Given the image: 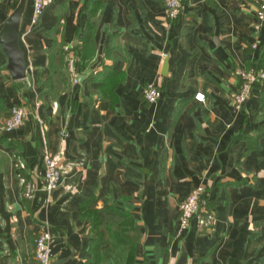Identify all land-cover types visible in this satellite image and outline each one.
<instances>
[{
	"label": "crops",
	"instance_id": "0c3cea01",
	"mask_svg": "<svg viewBox=\"0 0 264 264\" xmlns=\"http://www.w3.org/2000/svg\"><path fill=\"white\" fill-rule=\"evenodd\" d=\"M19 0H0V26ZM252 0H49L20 18L25 77L0 48V264H34L33 239L51 235L55 264H264V81L238 110V68L260 67ZM68 45L71 82L60 56ZM166 61V67L164 62ZM145 83L161 95L147 103ZM202 92L204 101L194 98ZM59 152L63 176L46 191L41 158ZM21 171L37 189L23 198ZM205 187L212 229L178 228L179 205Z\"/></svg>",
	"mask_w": 264,
	"mask_h": 264
},
{
	"label": "built area",
	"instance_id": "2783aa9c",
	"mask_svg": "<svg viewBox=\"0 0 264 264\" xmlns=\"http://www.w3.org/2000/svg\"><path fill=\"white\" fill-rule=\"evenodd\" d=\"M170 18H176L182 10V0H160ZM49 0H31L30 25H36L43 7ZM255 5L253 29L255 41L252 47L260 43V33L264 31V0H252ZM63 58L65 71L68 73L71 82H76V72L73 66V55L68 45L63 46ZM234 74L239 77L238 89L230 94L233 107L238 110L241 104L248 98L252 86L264 81V69L251 67L249 69L238 68ZM143 100L147 103L154 102L160 97L161 91L152 83H145L141 90ZM195 100L204 101V94L196 92ZM25 112L22 107L12 105L8 115L0 123V130H12L22 122ZM40 179L43 188L50 192L59 186L63 176V164L59 152H45L41 158ZM17 170L16 177L21 188V196L30 199L37 189V184L33 179L24 178L20 173L24 169L23 163L18 159L15 163ZM192 220H195L199 229H212L215 224V213L208 205L205 195V187L198 185L193 187L179 205L178 228L184 230L189 227ZM51 241L50 232L46 227H41L33 239V259L34 264H50L49 243Z\"/></svg>",
	"mask_w": 264,
	"mask_h": 264
},
{
	"label": "water",
	"instance_id": "95a60500",
	"mask_svg": "<svg viewBox=\"0 0 264 264\" xmlns=\"http://www.w3.org/2000/svg\"><path fill=\"white\" fill-rule=\"evenodd\" d=\"M24 1H18L0 26V48L6 56V69L12 79H23L25 77L26 62L23 50L18 42ZM164 67H166V61L164 62ZM76 80H78V77H76ZM174 264H188V254L183 245L180 246V251Z\"/></svg>",
	"mask_w": 264,
	"mask_h": 264
},
{
	"label": "trees",
	"instance_id": "16d2710c",
	"mask_svg": "<svg viewBox=\"0 0 264 264\" xmlns=\"http://www.w3.org/2000/svg\"><path fill=\"white\" fill-rule=\"evenodd\" d=\"M63 46L61 47V50H60V56L62 57V64L64 65L65 64V62H64V58H63ZM261 63H260V67H261V69H264V51H263V54H262V56H261ZM257 68V67H256ZM24 178H26V175L21 171V173H20Z\"/></svg>",
	"mask_w": 264,
	"mask_h": 264
},
{
	"label": "rangeland",
	"instance_id": "374dc122",
	"mask_svg": "<svg viewBox=\"0 0 264 264\" xmlns=\"http://www.w3.org/2000/svg\"><path fill=\"white\" fill-rule=\"evenodd\" d=\"M157 88H159V87H157ZM21 107V106H20Z\"/></svg>",
	"mask_w": 264,
	"mask_h": 264
}]
</instances>
